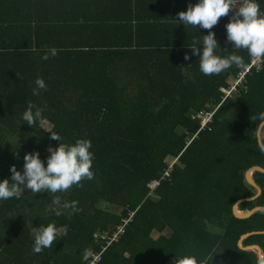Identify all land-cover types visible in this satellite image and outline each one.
Masks as SVG:
<instances>
[{"label":"trees","instance_id":"1","mask_svg":"<svg viewBox=\"0 0 264 264\" xmlns=\"http://www.w3.org/2000/svg\"><path fill=\"white\" fill-rule=\"evenodd\" d=\"M148 2L145 7H152L153 0ZM136 6L132 22L108 19L105 28L104 20L90 14L87 25L62 28L49 12L40 21L30 11L25 18L23 0H0V179L11 178L13 164L22 170L28 152L39 150L46 164L48 146L59 144L48 130L62 142L90 139L95 154L92 180L66 192L24 189L19 199L0 200V264H84L86 248L101 249L96 233L114 232L133 213L100 264H174L175 253L207 256L209 264H261L259 252L241 249L239 241L264 232V211L239 219L234 207L258 196L247 174L264 168V153L252 138L258 121L251 119L264 112V59L243 80L247 67L235 65L205 76L197 56H184L209 30L186 27L177 18L144 19L140 0ZM171 20L180 24V39L154 42L155 32H166ZM228 22L223 16L212 29L225 56L232 50ZM238 54L247 66L252 63L246 51ZM37 77L47 89L34 96ZM234 85L238 90L228 93ZM29 102L45 110L43 123L31 126L21 119ZM207 114L213 118L205 126ZM254 177L263 194L240 204L245 213L264 207V173ZM154 181L160 182L156 197L147 186ZM55 196L77 201L79 211L50 214ZM48 223L60 233L67 226L68 234L34 253V235ZM154 232L160 233L157 239ZM244 245L264 250V233Z\"/></svg>","mask_w":264,"mask_h":264},{"label":"clouds","instance_id":"2","mask_svg":"<svg viewBox=\"0 0 264 264\" xmlns=\"http://www.w3.org/2000/svg\"><path fill=\"white\" fill-rule=\"evenodd\" d=\"M261 4H264V0H196L194 4L190 3L186 11L182 10L178 13L176 21L186 27L191 25L199 30L209 31L203 35V40L198 46H190L191 53H185L184 59L190 60L191 56H197L199 71L205 76L219 75L233 65L241 70L245 69L247 64L238 54L241 51H246L250 58L264 59V9L261 8ZM230 10H234L233 15L225 28L226 41L231 45L232 50L225 56L218 52L221 45L212 29L221 17L229 14ZM55 54V49H52L51 55ZM48 58V54L43 56L45 60ZM46 89L45 80L37 77L32 94L38 96L41 90ZM44 111L40 106L29 102L21 119L31 126L38 122L43 123ZM251 119L258 121L257 127L252 132V138L255 139L258 151L264 153V112L258 113ZM48 132L51 133L50 139L58 141L59 144L48 146L49 155L46 164L39 150L26 153L22 170H18L13 164L9 169L11 178L0 179V200L19 199L24 189L34 194L66 192L73 185H79L82 180L94 179L95 154L92 151V141L79 138L74 143L62 142L57 132L52 130ZM51 203L52 206L48 211L57 217L64 214V210H71L72 213L79 211L77 201L65 202L59 196H55ZM67 234V226H64L63 233L58 231L55 223L41 226L34 235L32 251L40 253L46 248H52L58 238L66 237ZM95 258L92 248L83 251L84 264L94 262ZM211 260L207 256L201 257L192 253H175L174 264H209Z\"/></svg>","mask_w":264,"mask_h":264},{"label":"crops","instance_id":"3","mask_svg":"<svg viewBox=\"0 0 264 264\" xmlns=\"http://www.w3.org/2000/svg\"><path fill=\"white\" fill-rule=\"evenodd\" d=\"M91 1L92 3L86 0H23V15L25 18L29 19V17H31L29 15L30 11L33 15L32 17L34 21H40L39 19L42 20V17L40 16L49 12L50 21L58 23L60 19V25L58 24L57 26H62V28L66 25H83L84 17L88 18V15L90 14H96L100 20H104L106 22L105 28H107V26L111 23L108 19H112V22L117 20H123V22H125L124 19H131L132 22L137 19L136 17L139 11V7L136 6L137 0ZM140 1L143 5L140 7V11H142V14L144 15L142 17H145L144 19L156 18L161 21L165 19L178 18V13L180 11H186L190 3L194 4V2H196V0H157V4H155L153 0L152 7H145V3L147 2V4L150 5V2H148V0ZM30 2H32V7L29 6ZM102 23L103 22H98V25H101ZM85 25L87 24H84L83 26ZM133 25H136V22H133ZM182 25L184 24L182 23ZM153 26H155V24H153ZM164 26L165 27L163 29H166L167 31L164 33L155 32L153 37L155 39L154 42H157L158 44H165L172 43L180 39L178 36L180 24L178 22L176 23L171 20L169 23L164 24ZM166 26H169L170 29ZM72 31H74V29H72ZM106 32L107 34H114L116 36L123 34L122 29H118V31L113 32H109V29H106ZM127 34L129 36V32ZM148 38L150 37H146V39ZM146 49H148V47Z\"/></svg>","mask_w":264,"mask_h":264},{"label":"built area","instance_id":"4","mask_svg":"<svg viewBox=\"0 0 264 264\" xmlns=\"http://www.w3.org/2000/svg\"><path fill=\"white\" fill-rule=\"evenodd\" d=\"M234 10H230L228 17L229 19L232 17ZM263 59L253 58L252 63H249L247 69L241 73L240 80H243L249 70H251L255 65H260ZM236 89V85L232 86L230 90H227L228 93ZM213 118V114H207L204 116V125L206 126L209 121ZM160 182L154 181L148 185L151 189V196L156 197L154 191L159 187ZM134 213L131 217L127 220H124L121 225H119L114 232H107V231H99L96 233L95 237L101 245V249L99 252L95 253V260L94 262H90V264H100L103 261V256L106 251L116 243H119L121 237L125 234L126 227L132 221ZM49 264H55L51 262Z\"/></svg>","mask_w":264,"mask_h":264},{"label":"water","instance_id":"5","mask_svg":"<svg viewBox=\"0 0 264 264\" xmlns=\"http://www.w3.org/2000/svg\"><path fill=\"white\" fill-rule=\"evenodd\" d=\"M257 171H260L262 173H264V168L263 167H255L253 169H251L248 174H247V180L249 181L250 184H252L254 187L257 188L258 190V196L252 200H245V201H241L239 202L238 204L235 205L234 207V214L237 218L239 219H248V218H251L252 216H254L256 213L258 212H261V211H264V207H257L256 209H254L253 211L249 212V213H245L243 211H240L239 209V206L240 204H244L248 201H256L258 200L259 198L262 197V194H263V188L258 184V182L255 180V172ZM261 233H264V232H254V233H250V234H247L245 236H243V238L240 239L239 241V247L243 250H246V251H258L259 254H260V257H261V264H264V250L263 248L260 246V245H253V246H249V247H246L244 245V242L252 237L253 235H256V234H261Z\"/></svg>","mask_w":264,"mask_h":264},{"label":"rangeland","instance_id":"6","mask_svg":"<svg viewBox=\"0 0 264 264\" xmlns=\"http://www.w3.org/2000/svg\"><path fill=\"white\" fill-rule=\"evenodd\" d=\"M238 89H235L234 90V92H236ZM159 235H160V233H158V232H154L153 233V237L155 238V239H157L158 237H159Z\"/></svg>","mask_w":264,"mask_h":264}]
</instances>
